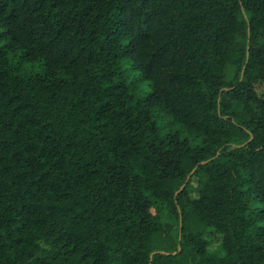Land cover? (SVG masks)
I'll list each match as a JSON object with an SVG mask.
<instances>
[{"label":"trees","instance_id":"16d2710c","mask_svg":"<svg viewBox=\"0 0 264 264\" xmlns=\"http://www.w3.org/2000/svg\"><path fill=\"white\" fill-rule=\"evenodd\" d=\"M0 44V264H264V0H0Z\"/></svg>","mask_w":264,"mask_h":264},{"label":"rangeland","instance_id":"374dc122","mask_svg":"<svg viewBox=\"0 0 264 264\" xmlns=\"http://www.w3.org/2000/svg\"><path fill=\"white\" fill-rule=\"evenodd\" d=\"M255 89L256 92L258 93L259 96L264 97V81L256 83L255 84ZM197 180H193V185L196 186ZM192 195L194 197L197 196V193L193 192ZM176 226V224H175ZM209 241V249L213 253H219L222 254V249H221V235L212 231V233L207 237Z\"/></svg>","mask_w":264,"mask_h":264},{"label":"snow or ice","instance_id":"6c2138e0","mask_svg":"<svg viewBox=\"0 0 264 264\" xmlns=\"http://www.w3.org/2000/svg\"><path fill=\"white\" fill-rule=\"evenodd\" d=\"M4 47V45L3 44H0V49H2Z\"/></svg>","mask_w":264,"mask_h":264}]
</instances>
